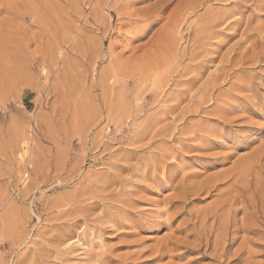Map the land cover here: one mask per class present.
Here are the masks:
<instances>
[{
  "label": "rangeland",
  "instance_id": "374dc122",
  "mask_svg": "<svg viewBox=\"0 0 264 264\" xmlns=\"http://www.w3.org/2000/svg\"><path fill=\"white\" fill-rule=\"evenodd\" d=\"M126 1L0 0V264H264L181 196L264 162V0Z\"/></svg>",
  "mask_w": 264,
  "mask_h": 264
},
{
  "label": "bare ground",
  "instance_id": "6f19581e",
  "mask_svg": "<svg viewBox=\"0 0 264 264\" xmlns=\"http://www.w3.org/2000/svg\"><path fill=\"white\" fill-rule=\"evenodd\" d=\"M163 1H166V0H163ZM126 2L128 3V1H126ZM132 2H133V0L129 1L130 4ZM157 5H158V3H157ZM161 6H162V4H161ZM160 8H161L160 5H158V6L153 7L152 9L149 8V10H145V11L143 10V11L146 14L157 15ZM160 11H162V9ZM138 13H140V12H138ZM141 18H143V17H141ZM147 18H144V19H147ZM224 20L225 19H223L222 21H224ZM141 23H144V22H141ZM232 23L234 24V22H232ZM142 29L144 30V28H142ZM142 31H141V33H142ZM261 154L262 153L258 152L256 154H254L253 156H249L247 158L232 162L230 167H228L227 169H225L222 172L220 171V172H216L214 174H211L207 178L206 181H203L201 183L186 185V188H184L181 191V192H183V193H181L183 201H185L187 199V195L189 192H191L192 195H196L197 193H200V192L210 194L211 191H218L217 192L218 193V200H217V203L215 204L214 208L218 207V208H220V210H223V212L221 211L222 212L221 216L222 217L224 216V218H220V217L219 218L224 219L222 222L224 233L227 232L228 226H230L229 224L233 220L232 214H236L239 210L245 209V207L250 208V210L252 211L251 214L247 215V218L253 220V222H254L253 225H256L258 228L264 229V198H263L264 183L261 182V178H260L261 175L264 174V162L263 163L260 162ZM226 159H227L226 156H221L218 158H216V157L211 158L210 160H208V159L204 160L205 165H206L204 169L207 170L214 163L223 164L226 161ZM252 177L254 178V182H252L250 179ZM251 185H253V186H251ZM214 210L215 211H213L212 217H216V213H218L217 212L218 209H214ZM218 216H220V215H218ZM205 237H207V236H205ZM205 237L203 238V236L200 233H197V237L195 238L196 243L194 246L200 247L202 245H204V246L208 245V239ZM217 242L219 243L220 240L217 239ZM224 243H226V240L223 238L220 245L217 244L220 246L219 251L224 249L223 248ZM217 249H218V247H217Z\"/></svg>",
  "mask_w": 264,
  "mask_h": 264
}]
</instances>
